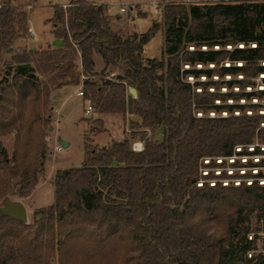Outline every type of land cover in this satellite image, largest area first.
<instances>
[{
	"label": "trees",
	"instance_id": "trees-1",
	"mask_svg": "<svg viewBox=\"0 0 264 264\" xmlns=\"http://www.w3.org/2000/svg\"><path fill=\"white\" fill-rule=\"evenodd\" d=\"M0 5L1 65V55L27 33L28 14L11 0ZM52 10L51 34L63 41L62 49L24 53L0 77V136L21 130L28 136L11 160L0 145V163L9 166L7 172L21 186L18 196L33 190L43 156L40 132L33 129L43 121L52 89L79 84L78 55L83 76L95 75L96 54L104 69L120 70L102 86L83 81V99L99 114L135 116L131 135L140 136L143 150L131 151L128 138L92 147L84 134L81 167L57 172L54 204L36 211L33 225L0 214V264H48L54 251L72 243L87 262L94 251L113 242L121 247L123 264H264V256L247 257L252 250L247 230L244 243L233 238L254 211L264 221V185L254 180L249 186H210L205 180L217 176L200 171L201 165L221 166L240 155L235 148L253 143L263 120L246 115L241 105L215 103L241 96L208 90L217 84L210 81L213 75H245L251 66L264 72L258 65L264 60V1L168 4L161 25L154 22L129 39L111 30L104 4L69 0L67 7L53 5ZM160 31L162 57L144 59L143 47ZM130 86L137 91L135 99L126 97ZM158 129L161 142L147 135ZM256 137L264 144V135Z\"/></svg>",
	"mask_w": 264,
	"mask_h": 264
},
{
	"label": "rangeland",
	"instance_id": "rangeland-1",
	"mask_svg": "<svg viewBox=\"0 0 264 264\" xmlns=\"http://www.w3.org/2000/svg\"><path fill=\"white\" fill-rule=\"evenodd\" d=\"M3 0H0V2ZM68 0H11V4L25 11L28 17V25L31 29L35 31V40L30 35L29 30L27 33L19 40L16 41L15 45L12 46L10 51L4 52L2 56V64L0 65V77H3L6 72L12 71L15 67V61H19L20 58L25 57L24 53H29V51H45V49H55L60 50L63 47V42L59 39H56L50 33V25L46 22L48 18L52 15L51 5H59L67 2ZM86 3L94 4L96 0H79ZM110 8V14L112 16H119L120 19H131L133 20L138 18H149L150 22H144V24L157 22L161 25L162 23V11L161 13L154 15L151 10V3L154 0H103ZM132 1H137L144 4H133ZM194 3L199 2L200 4H211V3H228V2H237L244 0H190ZM258 2L264 0H256ZM187 3L186 5H193L194 3ZM96 4V3H95ZM32 8V9H31ZM120 8L125 9V13H120ZM131 22V21H130ZM122 23V22H121ZM120 23V24H121ZM127 23V21H126ZM129 23V21H128ZM127 23V24H128ZM124 25L122 24L120 29ZM145 31L147 29H141ZM138 32V30H135ZM136 32H130L128 35L122 36L125 39L137 35ZM121 36V33L118 32ZM159 36L155 38L142 49V57L146 58H161L162 57V45L164 35L160 31ZM31 42L33 48H28L27 44ZM48 42V44H47ZM216 48V47H214ZM51 49V50H52ZM205 49V47H202ZM189 50H192L190 47ZM152 56V57H149ZM99 59V60H98ZM94 76L88 77L84 76L82 78L81 62L79 55L76 58L74 65L76 73L81 74L79 79V84L77 85H68L63 84L60 88L52 89L49 95V101L47 110L44 114H41V119L43 121L37 123V128H34L33 131L38 133L40 132L39 140L44 146L43 156L38 160L36 166V178L33 190L29 192L27 196L19 197L18 193L20 192V184H16L10 176L9 166L5 167L0 163V207L2 206L3 200L9 198L13 201L19 200L26 207L27 212V224H34V213L38 210L48 209L54 204L55 200V188H54V179L59 171H66L70 168H80L82 161L84 159L83 154V143L85 134L89 137L92 147H109L115 141H121L125 138L131 140V143L136 140H140V136L132 138L131 133L133 132V127L131 124L138 119L134 116L130 119L128 115L122 116L120 114L114 115H105L99 114L94 111L90 115L85 114V109L87 106L86 101L82 97L77 96V91L82 86L83 81L86 79L95 82L96 85L102 86L105 81L115 80L117 75L121 74L119 69L116 68H106L104 69V64L99 55L94 56ZM97 61V62H96ZM228 67V63L224 64ZM237 66H241L240 63H236ZM258 65L264 66L263 62H260ZM188 68V67H186ZM36 77L40 82L43 81V78L36 74ZM11 78V77H10ZM9 78V79H10ZM200 81L207 82L208 79L204 77L199 78ZM188 81L193 83L191 77L188 78ZM210 81H215L217 83L215 86H212L208 91L211 93H217L222 95H228L230 92L241 96L238 101L227 100L225 103L220 100H216V104H226V105H241L245 109L246 115H256L263 118L255 132V137L253 143L245 148L236 147V152L240 155L232 156L227 161L223 163L219 160H216V163H220L221 166L216 167H202L200 166V171L208 172V175L217 176L213 179L206 180H216L219 177V171L221 174L230 176V178H219L225 179L230 185L238 186L240 183H246L249 186L250 181H254L258 174H261L262 180L258 182V185L263 187L264 182V144L257 139L256 136L259 134L264 135V133H259L258 130H264V72L260 73L257 71L256 66H251L246 71L245 75H230L219 77L213 75ZM241 82L240 85H234L233 87L227 85V82ZM131 87V86H130ZM130 87H126V97H131L128 90ZM200 89H197L199 91ZM132 98V97H131ZM237 115L238 112L233 113ZM199 115V113H198ZM213 116V113L209 114ZM221 116H226L225 112L221 113ZM101 120V123H97V120ZM47 120V121H44ZM149 137L153 136L157 141L161 142L163 140L162 130L158 129L153 133L147 131ZM27 131L21 130L19 135L16 131L9 134L0 136V145L6 151V156L11 160L14 156L15 150L18 149L19 152L22 150L23 144L27 139ZM132 138V139H131ZM63 140L68 143V146L62 148L59 145V141ZM36 141V139L34 140ZM257 150L259 151L257 153ZM261 152V153H260ZM245 153V154H244ZM248 153V154H247ZM206 163V162H203ZM203 172V175H205ZM226 186V183H223ZM232 185V186H233ZM24 183L22 184V187ZM241 188V186H239ZM258 213L254 211L251 215L248 216L247 220L241 223L236 230V234L233 235L234 243L240 239L241 243L242 236L244 231L247 230L248 241L251 242V251L247 255L248 258L257 256H264V232L263 226L264 221L259 217ZM221 230L220 228H218ZM218 230V233L220 232ZM220 234V233H219ZM79 246L75 243L68 245L64 248L62 252L54 251L51 258L48 259V264H123L121 247L119 243L113 242L107 244L106 246L101 247V249L94 251V257L91 261H82V254L78 251ZM255 262V260L253 261Z\"/></svg>",
	"mask_w": 264,
	"mask_h": 264
},
{
	"label": "crops",
	"instance_id": "crops-1",
	"mask_svg": "<svg viewBox=\"0 0 264 264\" xmlns=\"http://www.w3.org/2000/svg\"><path fill=\"white\" fill-rule=\"evenodd\" d=\"M75 1H77V0H75ZM154 1H158V0H154ZM140 2V1H139ZM139 2H135V1H132L131 2V5H133V4H138ZM190 2H192V1H190L189 0V2L188 3H190ZM68 3H69V0L67 1V2H64V3H62L61 5L62 6H65V5H68ZM96 4H104L105 6H106V17H107V19H109V22H110V28H111V30H113V31H116V32H120L121 33V36H124V35H128L127 34V32L129 33V34H131L130 32H136L135 30L137 29L138 30V32H136V34L137 35H140V34H143L144 32H143V30H140L139 29V27H141V29H149L151 26H152V24L154 23H150V26H148V24L146 25V24H144V22H147V21H149L150 22V20H149V18H138V19H134L133 20V18H131V19H128V20H126L127 18L126 17H124V19H120V17L119 16H112L111 14H110V8H109V5H107L103 0H96V2H95ZM145 3V2H144ZM144 3H139V4H144ZM192 3H194V2H192ZM194 4H200L199 2H196V3H194ZM193 4V5H194ZM53 5H51V7H52ZM32 9V8H31ZM120 11V10H119ZM151 12H152V10H151ZM120 13H125V12H121L120 11ZM153 13V12H152ZM52 15H53V10H52ZM52 15H51V17H52ZM28 17H29V13H28ZM50 17V18H51ZM50 18H48L47 20H46V22L47 23H49V19ZM126 18V19H125ZM28 21V20H27ZM126 21H127V23H128V21H129V23L127 24L126 23ZM131 21V22H130ZM122 22V23H121ZM28 23H29V21H28ZM121 23V24H120ZM124 25V27L122 28V29H120V27H121V25ZM49 25H50V33H51V30H52V27H51V24L49 23ZM28 27V30H29V33H30V35L34 38L35 37V31L33 30V29H31L30 27H29V25L27 26ZM157 36H159L160 37V35L158 34ZM155 38V37H154ZM153 38V39H154ZM153 39H151L148 43H150ZM33 40H35V38L33 39ZM33 40H31L30 41V43L29 44H27V47L28 48H33L32 46H31V42L33 41ZM61 41V40H60ZM61 42H63V41H61ZM16 43V42H15ZM15 43L13 44V46L15 45ZM147 43V44H148ZM47 44H48V42H47ZM49 45V44H48ZM52 49V48H51ZM53 50H55V49H53ZM10 51V50H9ZM149 57H152V56H149ZM99 60V59H98ZM95 62V61H94ZM97 62V61H96ZM94 66H95V64H94ZM132 116L133 115H131V117H130V119L132 118ZM135 117V116H134ZM106 146V145H105Z\"/></svg>",
	"mask_w": 264,
	"mask_h": 264
},
{
	"label": "built area",
	"instance_id": "built-area-1",
	"mask_svg": "<svg viewBox=\"0 0 264 264\" xmlns=\"http://www.w3.org/2000/svg\"><path fill=\"white\" fill-rule=\"evenodd\" d=\"M188 2H189V0H158V1H153L151 3L152 12H153L154 15H157V14L161 13V11L163 10L164 6H166L168 4L178 5V4H187ZM67 6L68 5H65L64 7H67ZM1 7L2 6L0 5V8ZM120 11L121 12H125V9L124 8H120ZM82 78L85 79V77L83 75H82ZM77 96L83 98V89L82 88H80V90L77 91ZM86 103H87V106H86V109H85L84 112H85L86 115H90L94 111V107L89 101H86ZM130 149H131V151L136 152V153L141 152L143 150V142L140 141V140L133 141L131 143ZM217 160L221 161V159H217ZM203 162L208 163V160H204ZM203 172H205V171H202V175H203ZM218 173H219L218 175L221 174L220 171ZM205 175H208V172H205ZM255 180H257V182H259V181L262 180V178H258V179H255ZM205 181H207L210 186L216 185V182H221L222 184L226 183V185L229 184V183L226 182L225 179H219V178L216 179V180H209V181L205 180ZM203 182H204L203 180H200V181L197 182V185L200 186V185H202ZM250 183H252V181H250ZM263 184H264V182H263Z\"/></svg>",
	"mask_w": 264,
	"mask_h": 264
},
{
	"label": "water",
	"instance_id": "water-1",
	"mask_svg": "<svg viewBox=\"0 0 264 264\" xmlns=\"http://www.w3.org/2000/svg\"><path fill=\"white\" fill-rule=\"evenodd\" d=\"M128 93L133 99L137 97V91L134 87H130ZM59 145L62 148H65L68 146V143L66 141L60 140ZM0 214L16 222L18 221L24 224L28 223L26 207L19 200L13 201L9 198H5L3 200L2 206L0 207Z\"/></svg>",
	"mask_w": 264,
	"mask_h": 264
}]
</instances>
